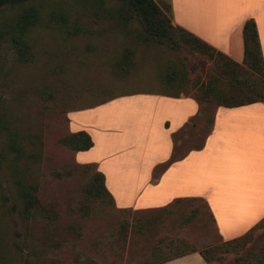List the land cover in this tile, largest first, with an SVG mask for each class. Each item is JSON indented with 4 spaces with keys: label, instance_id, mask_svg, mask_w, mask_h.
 Returning a JSON list of instances; mask_svg holds the SVG:
<instances>
[{
    "label": "rangeland",
    "instance_id": "374dc122",
    "mask_svg": "<svg viewBox=\"0 0 264 264\" xmlns=\"http://www.w3.org/2000/svg\"><path fill=\"white\" fill-rule=\"evenodd\" d=\"M101 2V7L96 0L32 2L40 18L25 35L28 51L24 62L18 59L17 47L10 41L11 27L23 8L0 9V115L22 136L26 147L32 135L40 134L39 160L21 162L19 169L25 184L36 186L34 195L49 215L43 218L36 212L23 219L18 216L20 204L14 199L12 178L6 167L9 161L0 159L3 262L228 264L246 253H258L262 245L258 240L261 229L251 233V240L243 243L238 253L233 249L223 253L219 246L224 241L218 236L203 199L182 204L171 214L157 216L149 211L153 209L117 211L107 199L94 200L84 193L88 178L97 170L78 164L75 153L59 144V139L69 134L68 112L131 93L189 97L196 94L195 86L205 84L210 78H216L218 87L227 91L226 85L231 79L222 76L203 54L184 47L170 49L154 42H142L137 38L140 28L135 20L121 25L109 15L115 13L112 11L117 5L115 0ZM153 2L167 16V1ZM126 53L128 66L123 65ZM248 78L253 79L254 74L248 72ZM214 108L213 103L205 102L198 116L172 138V158L200 146L209 130ZM104 110L101 115L92 114L88 122L98 119V124L112 123L125 128L123 132L120 130L121 141L117 145L129 147L138 143L137 157L143 153L145 162L159 155L156 122L153 125L151 121L148 127L147 119L151 115L148 111L139 112L138 120L113 112L104 116ZM178 115L172 118L174 124ZM126 121L128 124L121 126ZM3 141L0 134V147ZM129 157H121L108 168L109 176L120 188L119 184L125 181L122 177L131 174L127 167ZM228 161L230 165L224 173V160L220 162L221 172L216 177L224 184H229L231 178V160ZM160 170H154L152 180ZM185 172L181 169L176 174L175 192L185 189L186 180L189 185L200 183L199 170L192 172L188 179ZM204 176L209 179L205 173ZM129 177V188L133 190L134 178ZM220 191L230 200L249 199L247 193L227 187ZM183 219L186 222L178 226ZM192 250L195 252L191 253ZM199 253L206 254L210 262L205 263ZM177 254L183 256L176 258Z\"/></svg>",
    "mask_w": 264,
    "mask_h": 264
},
{
    "label": "crops",
    "instance_id": "0c3cea01",
    "mask_svg": "<svg viewBox=\"0 0 264 264\" xmlns=\"http://www.w3.org/2000/svg\"><path fill=\"white\" fill-rule=\"evenodd\" d=\"M166 1L172 25L180 27L236 64H241L242 60V26L246 20L252 19L264 65V0ZM102 110L104 116L113 112L138 120L139 112L148 111L151 114L147 119L148 127L151 121L153 125L156 122L159 155L148 163L144 161L143 153L137 157L138 143L119 147L117 144L121 138L118 135L125 128L120 129V125L112 123L98 124V119L88 122L92 114L101 115ZM197 112L198 106L190 97L126 94L94 107L68 112L66 127L69 133L83 131L90 137L92 147L84 152H74L76 162L92 164L103 175L104 187L112 198L114 208L147 210L162 207L177 198H200L210 211L218 236L228 241L246 234L264 218V104L252 103L234 108L215 106L210 129L202 139L201 148L185 151L166 165L174 151L172 136L180 132ZM177 114L174 124L172 118ZM125 124H128L127 121L121 126ZM125 155L130 156L127 167L131 174L122 177L125 181L119 184L120 188L109 176L108 168ZM223 160V173L230 165L228 160H231L229 184L216 179ZM159 168L161 170L152 180V173ZM181 169L186 170V179L199 170L200 183L189 185L186 180L185 189L175 192L176 174ZM129 176L134 178L133 190L129 188ZM223 187L247 193L249 199H227L221 194Z\"/></svg>",
    "mask_w": 264,
    "mask_h": 264
},
{
    "label": "trees",
    "instance_id": "16d2710c",
    "mask_svg": "<svg viewBox=\"0 0 264 264\" xmlns=\"http://www.w3.org/2000/svg\"><path fill=\"white\" fill-rule=\"evenodd\" d=\"M34 1L35 0H0V9L8 7L23 8L15 22V25L11 27L12 33L10 35V41L14 46L17 47L16 50L18 59L22 62L26 60L25 55L28 51V44L26 43L25 35L29 28L35 26L38 23L40 18L37 9L31 5V3ZM101 1L102 0H96L98 7L102 6ZM115 2L117 3L116 8L112 10L115 13L113 15L109 14L111 18L121 25H124L126 21L130 22L135 20L139 24L138 26L140 28L137 38L142 42H154L164 45L170 49L184 47L189 51L203 54L213 62L222 76L225 75L231 77L229 83L226 85L229 88L227 91L218 87V80L216 78H210L205 84H199V86H195L197 87L196 94H193L189 97L193 99L198 106V112L196 116H198L200 113L201 107L205 102H210L215 106H221L224 108H234L252 103L264 104V65L260 53L255 23L252 19L246 20L242 26V60L241 64H236L180 27L171 25L169 6L166 16L165 12L160 9L153 2V0H115ZM49 17L53 18L50 12ZM60 20L62 23L64 22L62 17H60ZM123 60L124 64L123 62L122 64L128 66L129 62L127 53ZM248 72L254 74L253 79L248 78ZM140 93L146 94L149 92ZM149 94L168 95L165 93ZM168 96L178 97V95ZM108 100L89 107L103 104ZM0 134H2L4 137V141L0 147V159H8L9 161V164H6V167H9L10 170V176L12 178V184L14 187V199L20 204V209L17 212L18 216L23 219L29 214L34 216L36 212H39L43 218H49V215L45 213L44 207L40 205L34 195L36 186L25 184L22 172L19 169V164L21 162H25L28 159L33 161L39 160L41 156L40 134L38 133V135H32L30 137L28 144L30 148H28V146L26 147L24 144L22 136L17 135L15 130L9 126L8 121L1 117V115ZM174 136H172V138ZM59 144L73 152H84L92 147V141L90 137L83 131L65 135L59 139ZM200 148L201 144L194 150L197 151ZM174 159L175 158L171 157L165 164L167 165L168 163L174 161ZM164 165H162V167H164ZM83 167L90 168L94 167V165L87 164ZM84 193L94 200L105 198L110 201L112 207L114 208L112 198L104 187V178L100 172L94 171L90 175L88 181L85 184ZM198 200V198H177L162 207L149 211L157 216H162L165 214L168 215L180 205ZM204 205L209 213V218L213 222L206 203ZM114 209L122 212L130 210ZM193 212H195V209H193L192 213ZM192 213H190V216ZM186 220L187 219H183L181 223L178 224V226H182ZM257 229H261V232L258 235V240L262 242V245L259 249L260 251L258 253L249 252L242 256L233 258V260L228 262V264H264V218L254 227H252L246 234L235 239L224 241L221 243L219 248L223 253L229 252L231 249L238 253V250L242 249L244 246L243 243L250 241L252 238L251 233ZM194 252V250L191 251V253ZM199 255L205 263L210 262L209 257L205 256L206 254L203 255L199 253ZM181 256L183 255L177 254L176 258ZM0 264H7L3 262L1 256ZM33 264L42 263L33 262Z\"/></svg>",
    "mask_w": 264,
    "mask_h": 264
}]
</instances>
